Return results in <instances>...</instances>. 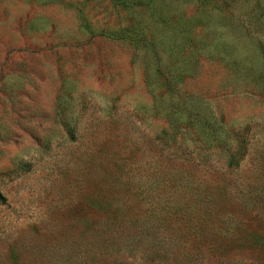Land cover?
<instances>
[{"label": "rangeland", "instance_id": "obj_1", "mask_svg": "<svg viewBox=\"0 0 264 264\" xmlns=\"http://www.w3.org/2000/svg\"><path fill=\"white\" fill-rule=\"evenodd\" d=\"M123 1L0 0V264H264V0Z\"/></svg>", "mask_w": 264, "mask_h": 264}, {"label": "trees", "instance_id": "obj_2", "mask_svg": "<svg viewBox=\"0 0 264 264\" xmlns=\"http://www.w3.org/2000/svg\"><path fill=\"white\" fill-rule=\"evenodd\" d=\"M119 3H124L123 0H116ZM169 140V139H168ZM164 142V143H163ZM167 141H164V139H162V145L167 144ZM246 144L247 142L245 141V139H239L238 141V146L236 147L235 150L231 151L230 153H227V155H225V158L223 159V163L225 165V167L227 169H230L232 167L238 166L240 163V160L243 158L244 156V148H246ZM168 153L170 155H172L174 158H180L183 159L184 161H189L190 159H195L196 157H193L191 155V153H189L188 155L185 156V153H177L174 149L173 150H167ZM197 156L201 159V162H205V156H202L200 152L197 153ZM186 169H182L181 167L175 171V172H171V170L166 169L163 170V174L160 175V180H164L165 178L171 182L173 184V186H178V184L184 188V190L181 191L182 197H183V193L184 195L187 193L186 190H192V196H190L189 198H180V200H177L173 206L172 212L170 213L171 217L175 218V219H179L182 220L183 217L189 216L192 214L190 220L193 218V215L195 214L194 211L192 212V210H189L188 208L190 207L189 205V201H193L198 208L197 214L198 215H202V214H206L207 212H212L213 208L211 206H208V204H205L202 208L200 202L201 200H197L195 198V195L199 196V194L203 193L202 191H200L199 189L196 188V186H190L191 184H196L195 181H193V179H190L189 176H187V174L185 173ZM195 190V191H194ZM192 205V203H191ZM193 207V206H192ZM210 207V208H209ZM156 208L158 213H154L155 211H152L151 214L154 215H160L161 210L158 211V207H154ZM164 208V206L162 207ZM194 208V207H193ZM200 211L202 213H200ZM228 216L230 217V214L228 213ZM111 222L117 223V227H115L116 231L115 233H112L111 236H106V235H102V239H110L111 244H112V249H109L108 251L105 252H112L114 253L113 256V262L118 263V264H125L124 261L121 259L123 257V254H119V248H121V246L119 245V242H128V241H137L139 239L143 240L142 238V232H144V226L142 223H138L139 227H140V231H135L131 228L125 229L126 227H123L122 230L120 229V227L124 226L122 225L124 223V216L121 215H113L111 218ZM226 225L225 226H221V224L219 222H217L216 224L212 225V231H215V233H220L222 235L223 238H230L231 240L232 235L235 234L234 230H231L232 228H234L235 226L232 224L230 226V222H224ZM234 226V227H233ZM226 229H225V228ZM137 230V229H136ZM103 231V230H101ZM134 231V232H132ZM100 234V233H99ZM155 241L157 242V247L154 249H147L146 247H144L143 249H141V246L139 247V250H135L137 255V258H142V257H149V258H153V257H160V258H167V257H171L172 259H177L178 258V252L180 251V245L179 243L176 241L175 235L173 237V240L170 242H164L162 240H158L157 237L155 236ZM166 243H169V245H166ZM171 249V250H170ZM129 250H133L129 251V255H127V259L129 258L130 255H133V257L136 256V254L134 253V249L131 247V249ZM225 250V249H224ZM221 252H225L222 249H220ZM121 258H120V256ZM114 263V264H115Z\"/></svg>", "mask_w": 264, "mask_h": 264}]
</instances>
